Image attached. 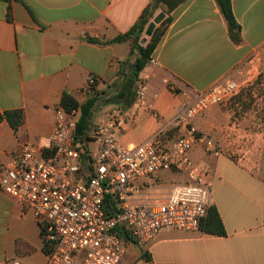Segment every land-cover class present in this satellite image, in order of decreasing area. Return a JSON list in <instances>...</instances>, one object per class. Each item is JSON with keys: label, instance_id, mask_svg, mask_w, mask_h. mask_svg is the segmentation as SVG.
Here are the masks:
<instances>
[{"label": "crops", "instance_id": "crops-1", "mask_svg": "<svg viewBox=\"0 0 264 264\" xmlns=\"http://www.w3.org/2000/svg\"><path fill=\"white\" fill-rule=\"evenodd\" d=\"M150 0H8L0 1V113L22 110L25 122L16 132L0 123V175L15 163L24 143L49 149L53 109L62 94L86 102L85 81L95 79L96 125L114 108L121 111L118 138L125 147L141 144L164 129L184 98L177 90L205 91L223 77L237 82L264 74V0H230L240 28L236 45L215 0H185L172 13L153 59L140 74L148 83L151 110L107 104L118 91L119 71L128 59L129 43L105 44L126 33ZM11 19H7V9ZM127 72V68L125 70ZM230 107H213L192 125L215 138L222 154L207 155L193 147L192 160L211 171V206L225 235L159 232L146 251L125 241L122 264H264V131L235 117ZM237 128V134L233 131ZM246 136L241 143L238 136ZM87 148L95 150L93 142ZM162 172L173 182L188 178ZM164 192L167 191L163 183ZM40 225L30 212L0 190V262L46 264Z\"/></svg>", "mask_w": 264, "mask_h": 264}, {"label": "built area", "instance_id": "built-area-1", "mask_svg": "<svg viewBox=\"0 0 264 264\" xmlns=\"http://www.w3.org/2000/svg\"><path fill=\"white\" fill-rule=\"evenodd\" d=\"M148 65H156L155 60L151 58ZM140 74L134 107L151 110L148 83ZM254 80L237 82L227 76L198 92L177 90L164 79L162 83L184 101L164 129L132 147L119 141L122 115L118 108L92 126L88 143L96 148L90 150L75 143L78 112L66 113L57 105L48 138L53 154L44 158L40 147L24 143L15 163L4 169L5 180L0 175V190L40 225L43 242L50 249L46 264H122L126 238L147 251L162 230L200 232L211 206L212 171L195 163L191 151L200 145L206 154L217 157L222 148L192 122L213 107H230ZM94 86L95 79L88 76L87 100L94 97ZM250 93L258 96L255 89ZM169 131L177 134L166 139ZM233 133L237 134L236 127ZM238 138L242 144L247 142L246 136ZM162 172L185 174L188 181L172 184L164 192ZM0 264L23 263L14 259Z\"/></svg>", "mask_w": 264, "mask_h": 264}, {"label": "trees", "instance_id": "trees-1", "mask_svg": "<svg viewBox=\"0 0 264 264\" xmlns=\"http://www.w3.org/2000/svg\"><path fill=\"white\" fill-rule=\"evenodd\" d=\"M8 1V0H0ZM216 4L226 21L228 34L232 42L236 45L241 43L240 28L236 23L230 0H215ZM185 0H150L149 4L144 8L142 13L131 28L124 34L118 35L114 39L105 42L112 43H129L130 51L128 59L122 63L127 68L119 71L121 82L115 96L107 101V104H112L121 107H130L135 101V82L139 74L148 66L154 51L161 42L168 26L172 22L171 13L183 4ZM164 14L163 20L155 27L152 34L144 44L140 41L144 38V32L148 24L154 19L156 14ZM7 19H11L10 9H7ZM60 107L66 112L71 113L77 111L79 113L76 121L74 132L75 143L79 147L87 146L89 142V133L92 128L93 111L96 105V98L86 100L85 103L79 104L71 95L63 93L59 102ZM6 121L9 127L16 132L25 122L24 112L22 110H11L0 113V123ZM177 134L176 131H169L166 139H172ZM53 154L52 150H43L42 156L49 158ZM84 163V162H82ZM107 202V201H106ZM109 209V204L107 205ZM200 232L214 236H224L225 231L222 221L215 207L210 206L207 217L201 222ZM129 239V238H126ZM44 252L50 253L49 246L44 244Z\"/></svg>", "mask_w": 264, "mask_h": 264}, {"label": "rangeland", "instance_id": "rangeland-1", "mask_svg": "<svg viewBox=\"0 0 264 264\" xmlns=\"http://www.w3.org/2000/svg\"><path fill=\"white\" fill-rule=\"evenodd\" d=\"M147 39L148 37H146V40ZM251 89H255L256 94H258L256 98H253L251 95ZM230 106L233 108L232 110H234L235 117H241L243 120L251 122L250 124H254L256 127L264 131V74L254 80L251 88L243 90ZM77 115H79V113ZM94 117L92 118V124L95 122ZM173 173H175L176 176H179L180 174L176 172ZM173 173L171 175H173ZM171 181L172 180L169 177H164V181L162 180L160 185L161 190L164 191L165 189L163 183L165 187L169 186L167 190H169L172 184H181V182Z\"/></svg>", "mask_w": 264, "mask_h": 264}, {"label": "water", "instance_id": "water-1", "mask_svg": "<svg viewBox=\"0 0 264 264\" xmlns=\"http://www.w3.org/2000/svg\"><path fill=\"white\" fill-rule=\"evenodd\" d=\"M164 18V14L163 13H159L158 15H156L154 17V19L148 24V26L146 27V30L144 32V38L141 40V44H144L146 41V37L150 36L153 32V30L155 29V27L163 20Z\"/></svg>", "mask_w": 264, "mask_h": 264}]
</instances>
